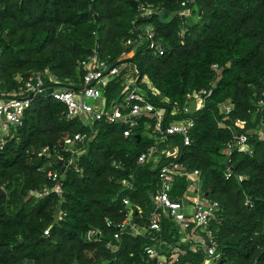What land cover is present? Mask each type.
<instances>
[{
	"label": "trees",
	"instance_id": "obj_1",
	"mask_svg": "<svg viewBox=\"0 0 264 264\" xmlns=\"http://www.w3.org/2000/svg\"><path fill=\"white\" fill-rule=\"evenodd\" d=\"M140 6L159 14L139 20ZM135 22L155 28L165 53L138 50L125 62L136 63L155 87L158 94L141 85L157 108H167L165 128L173 121L194 120L190 146L178 135L158 141L145 129L155 119L139 118L126 138L127 126L103 121L84 127L67 119L63 103L34 97L23 126L12 127L0 149V264H153L148 247L165 257L175 248L184 250L172 264H203L205 252H193L171 218H161L160 232L149 230L160 170L171 163L188 173L200 171V193L221 205L211 221L219 257L214 264H264V140L255 133L264 125L259 105L264 0H0V87L8 93L18 90V75L28 78L46 70L79 86L85 74L80 61L96 50L116 64L131 49L126 43ZM124 87L121 77L108 85L107 108L124 104ZM202 88L210 90L205 108L184 114V107L193 106L191 93ZM167 100L178 101L182 111H173ZM226 101L234 108L224 120L219 105ZM238 119L243 126L236 124ZM76 133L87 134L88 141L83 153L74 155L64 141ZM237 133L249 135L253 155L235 150L227 157ZM154 145V157L139 163L141 153ZM44 146L56 147L58 153L46 159L39 154ZM71 159L61 177L62 195H44L54 186L47 171L61 173L59 162ZM114 161L122 167L115 169ZM228 167L234 171L230 179L225 177ZM189 185L187 177H177L172 198L194 196ZM124 200L145 228L141 235L128 228L117 240L129 210ZM91 229L100 235L98 242L87 240Z\"/></svg>",
	"mask_w": 264,
	"mask_h": 264
},
{
	"label": "built area",
	"instance_id": "obj_2",
	"mask_svg": "<svg viewBox=\"0 0 264 264\" xmlns=\"http://www.w3.org/2000/svg\"><path fill=\"white\" fill-rule=\"evenodd\" d=\"M195 2V0H190ZM186 7V3L182 4ZM189 14L187 12H180ZM159 11L152 7L140 6L138 9L137 19L145 20L158 15ZM140 22V21H139ZM138 22V23H139ZM135 22L132 37L127 40V46L131 47L129 52H124L113 63L110 57L104 58L99 52H95L85 59L80 61V67L85 71L81 84L77 86L60 80L57 76L46 70L44 73H33L28 78L18 75L16 80L20 84L18 90L5 92L0 87V149L6 143V138L10 134L12 127H21L24 124L25 113L31 106L32 99L36 96H51L55 100L63 103L67 108L66 117L68 120H78L84 127L92 128L95 122H107L108 124L127 126L124 130V136L130 138L133 135V130L138 126V119L146 117L155 119V123H146L145 129L160 142H165L170 136H180L183 139L184 146L188 147L191 144V132L194 128V120L187 119L185 121H173L166 128L163 126V120L166 115L167 108H157L155 104L143 93V87L153 93L158 94L153 84L147 76L143 77L139 67L131 61L138 50L146 49L155 55L162 56L165 53V48L162 42L157 38L155 28L152 25H138ZM183 36V32L181 33ZM215 71L219 70L216 64L213 66ZM125 84V89L122 92L124 96V104H113L110 108L106 107L105 96L106 89L110 83L120 78ZM75 85L77 87H75ZM140 85V86H139ZM210 95L208 88L194 90L190 98L193 106L183 108L184 114H191L198 110L204 109L206 99ZM32 96V97H31ZM92 101L94 103L92 104ZM173 111H182V107L178 101H166ZM259 105L264 108V93L260 99ZM221 114L224 120L228 119L233 111L231 101H226L219 105ZM124 110H129L128 112ZM236 124L243 126L244 122L240 119L236 120ZM225 127L224 122L219 124ZM259 139L264 140V125L260 130H256ZM250 137L247 133H237L234 136L232 143L227 146V157H230L236 150L245 155H253L254 149L249 143ZM88 141L87 134L76 133L68 137L64 141V145L75 154H82L81 148ZM157 151V145H154L143 151L139 156V163H145L154 157ZM58 153L56 147L44 146L40 148L39 154L46 159H52L54 154ZM48 161V166H52V162ZM74 159L68 162V165L73 163ZM113 167L120 169V163L114 161ZM233 168L228 167L225 171L226 179L233 176ZM48 178L54 183L52 189H46L44 195L54 192L62 195V174L59 171L49 169L47 171ZM160 189L152 196L154 206L150 216L149 230L152 232L161 231V218H171L179 227L182 233L186 234L189 242L192 243L191 249L193 252L203 250L205 252V260L203 264H214L218 261L217 243L215 236L211 230V221L216 220L218 213L221 211V205L217 201H211L200 193L201 173L196 170L188 173L180 164L171 163L162 166L160 170ZM177 177H187L190 181L189 191L195 192L192 199L193 214L188 217L190 209L187 201L188 195L181 199L172 198V190ZM242 180V177H240ZM129 187L132 185L124 183ZM32 195L42 196L40 193L31 192ZM196 197V198H194ZM125 206L129 209L126 219L118 226V233L115 239H120L122 233L130 228L133 218L131 202L124 200ZM219 222V221H218ZM193 224V227H192ZM192 228L193 233L199 231L202 235V241H197L190 234ZM191 230V231H192ZM135 235H141V231H136ZM100 236L96 229H91L87 234L89 242H98ZM204 239V240H203ZM187 242V240H186ZM162 245V242L161 244ZM109 246V245H108ZM146 253L151 258L157 259L153 264H172L179 259L180 255H184L185 251L181 248H175L169 257L161 256L159 249L155 247L146 248Z\"/></svg>",
	"mask_w": 264,
	"mask_h": 264
},
{
	"label": "crops",
	"instance_id": "obj_3",
	"mask_svg": "<svg viewBox=\"0 0 264 264\" xmlns=\"http://www.w3.org/2000/svg\"><path fill=\"white\" fill-rule=\"evenodd\" d=\"M187 197H188L187 203H188V205L190 207V209L188 211V217L190 218L191 215H192V214L190 215V210L191 209L193 210L192 201H194V199H192V196H190V195H188ZM144 228H145V226L142 224V222L139 219V217L138 218H135V217L132 218L131 225H130V230H132L133 233H135L136 231H141L142 232V230ZM183 234H185V233H183ZM190 234L194 237L195 240L202 241L203 235L199 231L193 233V230H192V231H190ZM186 240L188 241L187 237H186Z\"/></svg>",
	"mask_w": 264,
	"mask_h": 264
},
{
	"label": "water",
	"instance_id": "obj_4",
	"mask_svg": "<svg viewBox=\"0 0 264 264\" xmlns=\"http://www.w3.org/2000/svg\"><path fill=\"white\" fill-rule=\"evenodd\" d=\"M31 97H32V96H31ZM59 164L62 165V168H61V174L63 175V174L66 172V170H67L68 163H65V164H64L63 161H60ZM156 261H157V259H154V260H153V263H156ZM219 264H223V261H220Z\"/></svg>",
	"mask_w": 264,
	"mask_h": 264
},
{
	"label": "rangeland",
	"instance_id": "obj_5",
	"mask_svg": "<svg viewBox=\"0 0 264 264\" xmlns=\"http://www.w3.org/2000/svg\"><path fill=\"white\" fill-rule=\"evenodd\" d=\"M189 13H190V12H189ZM93 103H94V101H92V104H93ZM192 197H193V196H192ZM194 198H195V197H194ZM193 212H194V211L191 209V210H190V215L193 214ZM184 238H185V240H186V237H184Z\"/></svg>",
	"mask_w": 264,
	"mask_h": 264
}]
</instances>
